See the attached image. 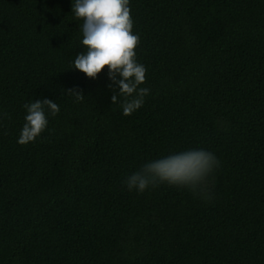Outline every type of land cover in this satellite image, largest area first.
<instances>
[{"label": "trees", "instance_id": "obj_1", "mask_svg": "<svg viewBox=\"0 0 264 264\" xmlns=\"http://www.w3.org/2000/svg\"><path fill=\"white\" fill-rule=\"evenodd\" d=\"M72 3L0 0V264H264V0H129L151 90L131 115L107 67L71 68L86 51ZM43 98L59 113L18 143ZM199 148L220 161L210 200L124 184Z\"/></svg>", "mask_w": 264, "mask_h": 264}, {"label": "clouds", "instance_id": "obj_2", "mask_svg": "<svg viewBox=\"0 0 264 264\" xmlns=\"http://www.w3.org/2000/svg\"><path fill=\"white\" fill-rule=\"evenodd\" d=\"M72 11L76 19L83 21L82 45L86 51L76 55L71 68L95 79L107 67L108 77L113 82L109 85L113 88L111 103H119L123 115H131L143 106L151 90L140 87L146 81L147 69L137 61L135 50L140 44V36L133 33L129 0H74ZM65 92L74 96L76 101L83 100L85 96L75 88ZM23 107L26 115L18 139L20 144L34 142L46 129L48 118L45 108L52 116L60 111L59 105L47 98L25 103ZM6 115L0 111V122ZM219 165L220 161L213 152L203 148L190 149L145 163L128 175L124 184L129 191L143 193L149 187L167 183L210 200L209 177Z\"/></svg>", "mask_w": 264, "mask_h": 264}]
</instances>
